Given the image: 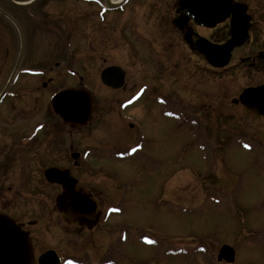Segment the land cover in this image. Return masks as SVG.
Listing matches in <instances>:
<instances>
[{
  "label": "rangeland",
  "instance_id": "374dc122",
  "mask_svg": "<svg viewBox=\"0 0 264 264\" xmlns=\"http://www.w3.org/2000/svg\"><path fill=\"white\" fill-rule=\"evenodd\" d=\"M172 1L161 0V6L169 7ZM239 1L249 5L255 18L251 41L233 52L235 57L226 69L210 66L207 70L206 62L199 56L190 57L178 42L171 22L158 30L153 19L145 22L146 32L155 42L148 58L139 54L132 64L116 62L121 48L115 50L105 41L104 49L95 48L106 58L102 60L90 47L94 30L101 27V36L108 34L104 29L119 26L122 12L104 14L105 22L109 19L105 24L93 18L88 28L73 20L70 6L71 47L66 48L63 55L68 56L61 57L60 64H53L50 90L81 83L90 91L95 116L86 136H80L84 145L79 143L93 150L76 176L95 192L102 213L110 204L120 213L110 215L104 224L100 220L91 231L76 232L79 228L71 226L69 236L57 244L60 254L92 264L106 259L114 264H226L218 263L216 254L220 245L227 243L236 251L230 264H264V120L247 115L231 102L244 87L264 83V72L239 66L238 61V57L264 53V11L259 0ZM53 14H59L55 4ZM164 38L174 45L167 42L165 46ZM132 46H138L136 40ZM111 63L131 73L120 92L105 87L98 77L100 69ZM139 84L148 88L140 98L134 92ZM133 92L132 102L127 104L124 99ZM163 92L171 98L178 93L197 106L208 104L213 111L208 127L197 133L196 139L187 126L163 117L166 108L177 112L174 105L161 108V99L155 97ZM131 121L136 122L133 129L128 127ZM205 129L216 138L215 142L209 138L211 149L200 137ZM133 143H139V148L131 159L107 156ZM246 143L248 150L244 149ZM30 213L27 209L21 216L34 219ZM53 218L61 220L57 212ZM143 234H154L156 245L140 242Z\"/></svg>",
  "mask_w": 264,
  "mask_h": 264
},
{
  "label": "flooded vegetation",
  "instance_id": "af4514ba",
  "mask_svg": "<svg viewBox=\"0 0 264 264\" xmlns=\"http://www.w3.org/2000/svg\"><path fill=\"white\" fill-rule=\"evenodd\" d=\"M243 3L246 4V11L250 15L249 39L244 46L251 41L255 18L249 11V5ZM54 4L59 14H53ZM166 5L161 6V0H0V214L10 216L21 229L28 232L34 253L33 264H38L37 257L47 250L55 251L61 264L66 255L59 253L57 244L69 236V228L71 226L79 228L76 232L82 229L91 231L102 216L99 207L101 203L95 192L76 176L77 171L84 168L85 159H82L84 152L86 149L93 150L90 147H81L80 143L83 145L84 143L80 136H86V130L94 120L96 108L93 109L92 118L87 125L76 126L71 120H62L50 102L52 95L60 90H50L53 64L54 62L56 65L60 64L61 57L68 56L63 55L67 53L66 48L71 47L70 37L74 31L69 25L70 6L72 16L75 18L73 20L77 21L78 25L86 23L88 28L93 18L97 17L100 20L103 14L122 12L119 26L104 29L108 30V34L103 33L101 36V27L94 30L90 47L94 48V53L102 60L106 58L101 52L95 51V48L104 49L105 41H108L115 50L121 48V52L116 54V62L124 60L132 64L138 59L139 54L148 58L149 48L155 47L153 37L146 32L145 22L147 23L149 19L156 21L155 28L161 30V27L166 29L167 22L173 23L175 18H180L178 23H173L178 42L182 43L190 57L199 56L204 62L203 55L195 49L197 36H203L214 43H222L230 37L229 19L219 24L220 27L217 25L214 28H207L195 24L191 18H186L185 11L178 7V0H173L169 7ZM258 6L264 11V0H259ZM99 9L104 11L102 15L98 14ZM166 14L170 17L165 18ZM262 16L264 22V14ZM256 17L258 19V16ZM101 22L105 24V18ZM198 30L209 32L204 35ZM135 40L138 46L133 48L132 43ZM162 41L165 46L167 42L174 45L165 38ZM234 57L232 52V59ZM238 61L239 66L264 72V55L248 54L238 57ZM111 65L122 67L114 63ZM205 68L211 67L206 65ZM127 73L128 78L131 75L125 70L118 87L104 86L113 91H122ZM80 87L81 83L75 86ZM136 87L132 90L142 91L141 94L148 89L141 84ZM48 91L51 92L47 96ZM134 92L126 99L128 100ZM158 95L164 99V107L174 105L177 112L182 113L176 120L179 125L188 122L184 110L190 113L189 117L199 120L206 127L211 122L210 113L213 111L208 109V104L197 106L191 101L183 100L178 93L172 98L171 94L167 95L165 92ZM249 116L264 120L261 116L253 114ZM128 126L132 127L129 123ZM55 132L57 135H54ZM49 167L68 169L77 178L76 191L87 190V194L94 198L96 212L91 218L80 216L77 220L72 219L68 222L62 217L59 209L67 206V199L64 194L63 197H59L63 192L60 185L45 179L44 172ZM54 188L56 193H53ZM25 205L27 208L23 209ZM27 209L35 216L34 219L21 216ZM44 211L46 214L42 216ZM54 212L58 213L57 219H61L60 222H55ZM53 223L56 225L53 226ZM54 234L55 241L52 238V242L50 238ZM69 257L74 258L71 255Z\"/></svg>",
  "mask_w": 264,
  "mask_h": 264
},
{
  "label": "water",
  "instance_id": "95a60500",
  "mask_svg": "<svg viewBox=\"0 0 264 264\" xmlns=\"http://www.w3.org/2000/svg\"><path fill=\"white\" fill-rule=\"evenodd\" d=\"M181 4L189 6L192 11L190 17L197 24L208 27L223 21L228 12L232 13L229 40L221 45L211 44L204 38H198L196 41L198 51L205 55L210 64L214 67L226 65L231 50L241 45L247 38L249 17L244 13L245 7L239 3H232V0H181ZM100 76L106 85L118 87L123 80V71L115 66H109L101 71ZM238 100L247 111L264 115V84L243 89ZM53 105L54 110L61 117L77 124H85L91 118L93 109L91 97L82 90H66L62 94L55 95ZM45 176L49 181L59 183L63 187L67 206L61 210L65 217L71 216L77 220L80 216L91 218V215L95 214V201L86 192L75 190L76 179L68 170L49 168ZM63 194L59 197H63ZM234 256L233 247L223 244L219 248L217 260L231 263L234 261ZM32 263L33 250L27 232L16 226L9 217L0 215V264ZM38 263L57 264V259L53 251H46L38 257Z\"/></svg>",
  "mask_w": 264,
  "mask_h": 264
}]
</instances>
